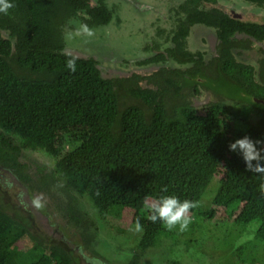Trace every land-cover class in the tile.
Here are the masks:
<instances>
[{
	"label": "trees",
	"instance_id": "1",
	"mask_svg": "<svg viewBox=\"0 0 264 264\" xmlns=\"http://www.w3.org/2000/svg\"><path fill=\"white\" fill-rule=\"evenodd\" d=\"M201 1L182 0L178 8L183 19L173 33V45L137 62L159 64L169 56L184 65L150 72L147 76L159 80L151 86H126L149 113L135 104L118 108L116 81L141 75L133 71L128 78H112L96 59L78 55L67 45L78 27L95 28L112 20L113 11L104 0H13L14 7L0 13V168L31 189H45L50 186L47 167L23 161L22 148L57 156L66 136L79 142L57 160L61 182L55 184L68 194L60 209L81 228L86 245L91 244L87 230L93 221L73 204L72 191L85 195L102 213L120 217L123 210L132 211V222L142 229L138 245L146 250L175 235L162 222H151L150 213L142 214L146 201L174 194L198 206L214 177L219 187L212 207L199 210L200 216L208 220L217 209L229 210L236 223L253 227L255 239L264 241V178L247 171L241 157L228 149L229 142L244 135L264 139V82L256 79L254 65L233 52L247 48L240 34L264 43V22L235 20ZM245 1L264 8V0ZM196 24L214 29L219 40L211 59L204 51L186 48L189 29ZM73 58L76 70L70 71L66 65ZM259 61L264 76V58ZM202 90L221 99L198 113L186 96ZM223 100L241 104L235 115L243 116L245 123H250L251 113L257 115L255 124L235 132L234 114ZM4 209L1 203L0 264H17L13 242L27 230L21 226L10 240L18 222ZM43 246L47 252L29 264L76 260L60 243Z\"/></svg>",
	"mask_w": 264,
	"mask_h": 264
},
{
	"label": "rangeland",
	"instance_id": "2",
	"mask_svg": "<svg viewBox=\"0 0 264 264\" xmlns=\"http://www.w3.org/2000/svg\"><path fill=\"white\" fill-rule=\"evenodd\" d=\"M104 1L113 11L112 20L107 25L95 28L78 27L77 31L68 36L67 45L83 56L96 59L101 70L110 74L112 78L121 77L118 72L130 73L126 76L127 78L132 76L133 71L141 75L140 78L135 76L116 81L118 108L123 110L129 105L135 104L149 113L147 107L138 98L132 96L126 86L133 87L137 84V86L147 87L159 82L154 77L147 76L152 72L153 64L137 65V62L153 57L155 50L164 49L171 44L168 35L171 32L170 28L175 23L174 10L180 1L142 0L148 6L146 9L142 5H138L137 9L129 0ZM139 1L141 0H134L136 5L140 4ZM165 1L168 2V8ZM219 2L237 10L244 7L243 9L257 15L262 17L264 15V8L254 6L245 0H219ZM166 14H169V17ZM161 29L166 30L161 32ZM89 32L91 35L88 34ZM215 37L213 29L197 25L190 32L188 49L194 51L202 48L208 53L210 47L214 46L215 54L218 45ZM250 46L251 48L245 53H240L238 50H235L234 53L240 60L250 63L258 69L260 67V52L263 50H259V46L262 45L250 42ZM167 63L170 66H178V63L173 59H169ZM127 81L131 83L128 84ZM186 99L194 105L198 113H203L208 103L221 98L210 90H202L196 94H188ZM165 102L167 106L171 104L168 97ZM222 102L234 114L235 132L245 130L250 123L255 124L257 119L255 114L249 115L250 123H245L243 116L235 115L241 107L239 102L237 104L232 100H223ZM78 145L79 142L77 143L70 136H66L63 148L57 156H49L39 149L23 147L21 158L28 163L34 161L45 165L47 167L46 174L51 181L60 183L61 179L55 169L56 162L61 155ZM4 175V178L9 177V172L4 170ZM218 187L219 179L214 177L202 196L197 211L189 213L192 220L186 230L179 231L177 226L171 230L174 232V236L163 237L158 244L146 250H142L138 245L142 229L137 230L136 225L132 222V211L125 209L120 217L111 213H102L85 195L76 191L71 193L75 200L73 204H77V209L93 221V225H90L87 230L92 234L91 250L86 249L82 232L77 224L69 218L63 219L60 216V206L64 203L61 196H59L60 201H57L59 203L57 208L50 204H44L42 209H36L31 204V197L35 196L33 192H27L25 199L29 202V206L26 207L17 197L3 200V193L0 191V204H4V210L18 222L11 230L10 240H15V235L22 230L21 226L27 230L24 237L13 242L17 264H29L38 259L43 252H47L43 246L44 242L57 245L61 243V240L65 241L66 250L72 252L75 257L74 264H128L134 256H139V259L135 260L137 264H264V241L255 239L253 227L236 223L235 217L229 216V213L231 214L229 210L217 209L214 217L208 220L200 216L199 210H208L212 207ZM15 203H19L22 207L21 211ZM152 203L154 202L151 199L146 201L142 210L145 217L150 213L148 205ZM29 207L33 210L30 213L35 220L34 225L22 221V218H26L23 214ZM56 237L57 242H54L53 238ZM78 250L84 251V258H80Z\"/></svg>",
	"mask_w": 264,
	"mask_h": 264
},
{
	"label": "clouds",
	"instance_id": "3",
	"mask_svg": "<svg viewBox=\"0 0 264 264\" xmlns=\"http://www.w3.org/2000/svg\"><path fill=\"white\" fill-rule=\"evenodd\" d=\"M13 7V0H0V13L7 14L9 9ZM88 34L91 35L90 32ZM66 66L70 71H75V58L69 59ZM228 149L241 157L247 171L264 178V139H253L248 135H244L229 142ZM260 187L264 191V183ZM164 191L166 192L167 189H164ZM22 196L23 193H21ZM31 204L36 209H42L44 207L43 196L31 197ZM196 206V202L188 199L181 200L174 194L162 195L154 203L148 205L150 214L147 218L153 223L162 222L169 230L178 226L179 231H184L192 220L189 212ZM136 227L139 230V222H137Z\"/></svg>",
	"mask_w": 264,
	"mask_h": 264
},
{
	"label": "flooded vegetation",
	"instance_id": "4",
	"mask_svg": "<svg viewBox=\"0 0 264 264\" xmlns=\"http://www.w3.org/2000/svg\"><path fill=\"white\" fill-rule=\"evenodd\" d=\"M132 4H134L135 6H136V8H137V6L138 5H142V6H144V8L146 9V8H148V6L146 5V4H144L145 3V1H139V3L140 4H138L137 3V5H136V2H134V0H129ZM180 2H179V4H178V6H177V8H175V23L173 24V27H171L170 28V34L168 35L169 36V39H170V45L169 46H172L173 45V42H172V36H173V33L178 29V27H179V19H183V14H181L180 13V11H179V5H180V3H181V1L182 0H179ZM202 3L204 2V0H202L201 1ZM206 2H210V1H206ZM217 2H219V0H217L215 3H217ZM165 3H166V7L168 8L169 6L167 5L168 4V2L167 1H165ZM210 3H214V2H210ZM204 4V3H203ZM251 4V3H250ZM253 5V4H252ZM176 6V5H175ZM254 6H256V5H254ZM166 8V9H167ZM244 7H242L241 9H243ZM138 9V8H137ZM238 10H240V9H238ZM170 11V10H169ZM177 11H179V13H180V15H178L177 14ZM167 15V17H169V14H166ZM264 16V15H263ZM197 25H200V24H196V25H192L191 27H190V29H189V31L191 32L194 28H195V26H197ZM202 26H204V25H202ZM205 27V26H204ZM205 28H208V27H205ZM158 29V28H157ZM156 29V30H157ZM212 29V28H211ZM162 30H166V29H161V32H162ZM213 31H214V29H213ZM160 32V31H159ZM190 32H189V35H188V37L186 38V48H187V50H189V51H191L190 49H188L189 48V45H188V39H189V36H190ZM167 36V37H168ZM240 37H244V39H245V44L247 45V48H244V49H234V51L235 50H238L240 53H245V51H247V50H249L250 48H251V46H250V42H253V43H256V44H258V45H262V46H259V50H261V49H263V51H264V43L262 42V41H258V40H256V39H253V38H248L246 35H243V34H240L239 35ZM216 38V40H217V42H218V45H217V51H218V46H219V40L217 39V37H215ZM168 45L165 47V48H167V47H169ZM165 48L164 49H160L162 52L165 50ZM198 50H200V51H204L202 48L201 49H196V50H194V51H198ZM194 51H192V52H194ZM233 51V52H234ZM263 51H261L260 52V58H264V53H263ZM205 52V51H204ZM206 53V52H205ZM214 55V46H211L210 47V50H209V52L208 53H206L205 54V56H207L206 58L207 59H211L212 58V56ZM169 59H173V58H171V57H167L166 58V60H165V62H162V63H159V64H150V65H152V67H153V70L152 71H154V70H156L158 67H161V66H165V67H167V68H170V67H172V68H174V67H176V66H170L168 63H167V61L169 60ZM174 61H176L175 59H173ZM176 63H178L177 61H176ZM260 61H259V66H260ZM147 65H149V64H147ZM182 66H184L182 63H178V67H182ZM258 68V67H257ZM135 69V68H134ZM133 70V69H132ZM123 76V75H122ZM256 79L259 81V82H264V76H261L260 75V70H259V68L258 69H256ZM4 170H6V171H8L9 172V177H5L4 178ZM0 178H1V180H0V191L3 193V200H5V199H7V198H9V199H11L12 197H17V198H19L21 201H22V203L26 206V207H28L29 206V202L28 201H26V197H27V192H29V191H31V192H33V194L35 195V196H37V195H42L43 196V198H44V204L45 205H47V204H50L51 206H54L55 208H57L58 207V205H59V203H57V201H60V197L59 196H61V198L64 200V202L65 203H67L68 201V197L66 196V194L65 193H63V192H61L60 190H58V187H57V185L53 182V181H51V179L47 176V174H46V171H45V174H46V177H47V181L49 182V184H50V186L48 187V188H45V189H41V190H38V189H31L28 185H26L25 183H23L22 181H20L12 172H10L9 170H7V169H4V168H0ZM6 181V183L4 184V182ZM14 183H17V186H18V189H17V187H15V186H13V184ZM28 189V190H27ZM12 190H15V192H13ZM21 193H23V196L21 197ZM59 199V200H58ZM8 200V199H7ZM16 205H18V208L20 209V211L22 210V207L19 205V203H15ZM20 206V207H19ZM52 209V208H51ZM31 211H33L32 209H31V207H29L28 208V210H26V212H25V214H23L25 217H26V219H27V222H29L30 224H32V225H34V218H33V216H31ZM21 213V212H20ZM60 216L63 218V219H68V217H66L65 215H64V213H63V211H61V209H60ZM23 221V220H22ZM46 224V223H45ZM79 229L81 230V228L79 227ZM53 241L54 242H57V237L56 238H53ZM60 242V241H59ZM46 243L47 242H44V244L46 245ZM47 244H49V243H47ZM61 245H63V247H65V241H63V240H61V243H60ZM50 245V244H49ZM85 245V247H86V249H88V250H91V244H89V245H86V244H84ZM66 248V247H65ZM69 251V250H68ZM78 255L80 256V258L82 259V258H84V251L82 252V251H80V250H78ZM105 255V254H104ZM75 261L76 260H73V264L75 263ZM137 264V263H136Z\"/></svg>",
	"mask_w": 264,
	"mask_h": 264
},
{
	"label": "water",
	"instance_id": "5",
	"mask_svg": "<svg viewBox=\"0 0 264 264\" xmlns=\"http://www.w3.org/2000/svg\"><path fill=\"white\" fill-rule=\"evenodd\" d=\"M205 6L207 7H212V8H217L219 10H221L222 12H224L225 14H227L228 16H230L231 18L235 19V20H240V21H257L259 23H263L264 22V18L260 15H257L253 12L248 11L247 9H240L237 10L236 8L232 7V6H228L223 4L222 2H217V3H210V2H203ZM78 55H80L79 53H77ZM118 74L121 75H129L130 73H121L118 72ZM13 186L17 187V183H14ZM13 192H15V190H12Z\"/></svg>",
	"mask_w": 264,
	"mask_h": 264
}]
</instances>
